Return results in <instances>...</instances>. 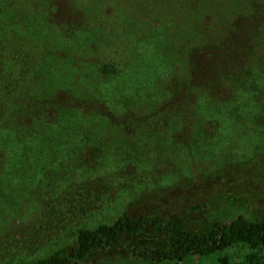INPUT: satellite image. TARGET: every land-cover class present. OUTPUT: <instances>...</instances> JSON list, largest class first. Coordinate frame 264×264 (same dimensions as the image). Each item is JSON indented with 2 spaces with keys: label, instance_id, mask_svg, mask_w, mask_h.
Masks as SVG:
<instances>
[{
  "label": "trees",
  "instance_id": "trees-1",
  "mask_svg": "<svg viewBox=\"0 0 264 264\" xmlns=\"http://www.w3.org/2000/svg\"><path fill=\"white\" fill-rule=\"evenodd\" d=\"M60 1L69 7L64 16ZM148 2L160 24L149 31L152 49L168 70L152 92L113 105L100 85L121 71V55L99 42L109 38L105 17L77 13V0H0V194L9 174L32 170L30 157L11 156V147L33 141L40 158L57 159L39 168L34 154L35 172L47 173L17 206L12 232L6 227L0 264H80L110 250L153 264H192L217 253L215 264H230L221 252L236 246L247 251L235 264H264V216L244 208L198 225L186 213L167 215L141 202L91 226L100 207L145 172V144L159 150L168 142L192 158L199 143L232 124L264 129V0ZM64 137L77 140L66 154L58 148ZM106 158H116L112 173L85 176ZM257 161L251 158L256 172H264ZM150 163V172L167 170ZM146 228L152 240H135Z\"/></svg>",
  "mask_w": 264,
  "mask_h": 264
},
{
  "label": "rangeland",
  "instance_id": "rangeland-1",
  "mask_svg": "<svg viewBox=\"0 0 264 264\" xmlns=\"http://www.w3.org/2000/svg\"><path fill=\"white\" fill-rule=\"evenodd\" d=\"M59 9L64 13L69 12L67 3L61 2ZM77 13L91 14L105 17L108 32V41L100 40L110 47V53L121 55L116 59L121 71L110 74L107 82L100 85V89L112 99L111 104L124 99L127 94L152 92L159 80L163 79L168 67L160 60V56L154 53L150 32L160 27L158 18L153 11H149L148 0H77ZM154 8L152 5L151 10ZM73 11V10H72ZM81 11V12H80ZM94 11V12H93ZM150 13L151 15L147 14ZM81 14V15H82ZM69 16L73 22L86 21L77 14ZM139 18V19H137ZM86 28L88 25H84ZM150 28V29H148ZM92 38L90 37L89 40ZM96 43V42H95ZM93 46L95 45L92 41ZM105 49V50H106ZM127 60L125 65L123 59ZM110 104V105H111ZM112 106V105H111ZM256 125V124H255ZM255 125L232 124L219 136L212 138L207 144L199 143L190 158L184 151L171 148L166 143L144 145L143 153L146 152L147 163L145 172H135L136 178L131 180L130 187L117 191L115 195L104 203L91 219V226L101 222H112L122 211L133 210L142 202L143 206L160 210L167 215L187 214L190 223L198 225L206 224V221L223 219L232 216L237 210L244 212L250 217L259 219L264 216V172H256V164L251 158L256 157L261 166H264V129ZM90 129V127L88 128ZM154 142V141H153ZM74 139L62 138L60 153L66 154L68 147L76 145ZM35 142H30L26 147L22 144L11 147L16 153L11 156H29L32 170L28 172H12L8 175V181L0 194V254L8 239L6 227L12 232L11 220L15 218L17 206L30 195L31 190L39 185V182L47 172H35L39 167L46 164L55 165L56 157L40 158L39 147ZM43 146H47L46 143ZM34 154L41 159L42 164L36 165ZM61 154V157L64 155ZM53 158V159H52ZM116 158H106L102 168L97 172H86L85 176L110 174L116 168ZM153 159L159 162L161 170L166 172H150ZM33 160V161H31ZM43 160L47 163H43ZM52 160V161H51ZM257 161V162H259ZM263 161V162H262ZM169 162V163H168ZM171 162V163H170ZM250 162V163H249ZM175 164V166H174ZM232 165H234L232 167ZM243 168L238 169V166ZM152 166V167H151ZM174 166V167H173ZM255 168V169H254ZM176 169V170H174ZM153 170V169H152ZM34 171V172H33ZM48 179V178H47ZM43 180L42 184L49 180ZM121 179V178H120ZM31 201V200H29ZM145 202V204L143 203ZM199 202L202 207L192 209ZM206 203V206L204 205ZM142 206V205H141ZM27 212L32 211L33 205L27 204ZM30 209V210H29ZM4 230L6 231L4 233ZM5 234V235H4ZM154 235L149 228L134 236L135 240L149 243ZM247 251L243 246L229 248L221 254H227L230 264L241 261ZM35 254V255H34ZM39 256L42 253H34ZM24 255V253H23ZM25 255V258H31ZM217 253L199 259L194 258L192 264H215ZM3 261L2 259L0 262ZM80 264H153L143 260L132 258L123 250H110L106 253L94 254L86 258Z\"/></svg>",
  "mask_w": 264,
  "mask_h": 264
}]
</instances>
